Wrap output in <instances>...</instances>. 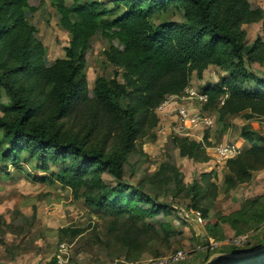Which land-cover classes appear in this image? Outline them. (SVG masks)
Masks as SVG:
<instances>
[{
    "label": "trees",
    "instance_id": "16d2710c",
    "mask_svg": "<svg viewBox=\"0 0 264 264\" xmlns=\"http://www.w3.org/2000/svg\"><path fill=\"white\" fill-rule=\"evenodd\" d=\"M30 1L0 0V89L8 100L0 106V171L8 176L13 166L24 174V164L33 171V182L70 190L93 216L108 221V233L126 226V252L137 249L142 237L167 243L180 236L170 221L172 206L158 202L161 195L186 197L189 208L205 219L208 211L200 202L218 190L210 174L200 175L203 186L195 180L185 184L180 170L163 162L156 173L160 188H151L149 195L141 184L125 182V167L136 142L158 126L159 105L167 96L182 95L192 77L200 80L208 66L224 73L217 84L198 89L207 97L199 110L217 111L222 123L213 142L234 129L228 118L247 113L246 119H264V77L246 68L254 63L264 67V10L249 0H110L112 8L98 1L72 0L66 6L64 0H48L57 26L70 37L64 57L48 63L39 30L31 22L37 11L43 13L45 0H37V6ZM257 22L261 35L247 44L241 26ZM95 39L105 43L101 55L115 71L111 77L96 75L90 89L87 58ZM78 118L87 119V133L63 131L62 120ZM98 124L117 133L116 148L109 150L105 141L89 143ZM238 138L246 146L226 163L224 192L264 168V134L242 126ZM205 142H212L207 132L201 142L175 136L167 140L179 157L196 163L207 162V150L219 144ZM165 157L172 159L170 154ZM222 221L236 235L258 231L264 225V195L245 200ZM207 231L209 238L223 237L217 224ZM80 233L58 229V244H72ZM93 236L97 244L107 245L98 232ZM262 246L264 240L248 249L230 246L219 253ZM209 264H264V249L239 258L220 256Z\"/></svg>",
    "mask_w": 264,
    "mask_h": 264
},
{
    "label": "rangeland",
    "instance_id": "374dc122",
    "mask_svg": "<svg viewBox=\"0 0 264 264\" xmlns=\"http://www.w3.org/2000/svg\"><path fill=\"white\" fill-rule=\"evenodd\" d=\"M66 1L67 6L72 4V0ZM91 1L102 2L107 7L112 8L109 3L110 0ZM249 1L254 6L264 10V0ZM45 2V8L42 9L44 13L41 14L37 11L32 16L31 22L37 26L39 38L46 48L45 60L51 63L64 57L63 50L68 46L70 37L58 28L56 14L50 6V2L48 0ZM29 3L30 5H38L37 0H31ZM162 18L176 19L169 16H162ZM158 21L156 19L155 23ZM241 28L245 32L247 44H251L261 35L259 22L244 24ZM93 48L87 58L88 69L86 71L90 89L93 87L96 75L111 77L115 71L101 55L105 43L95 39ZM246 68L255 76L264 77V67L259 66V64H248ZM222 76L224 73L217 67L208 66L200 80L192 77L190 85L198 90L206 84H217ZM7 103L8 100L0 89V106ZM192 104L196 108H200L196 102ZM202 113L214 118L215 127L213 130L198 127L189 131L190 136H193L191 140L199 142L207 132L208 138H211L212 142H205V145L209 143L212 146L215 143H221L222 139L220 142H213L215 138L219 137L218 132L222 127V123H218L217 111L203 110ZM245 115L226 120L234 126V129L232 128L229 133L230 139L225 140L226 142L236 141L242 126H248L255 132L264 134V119L259 117L246 119ZM159 116V124L171 122L170 117ZM61 124L63 131L71 133L85 134L89 129L87 119L82 118L62 120ZM153 132L154 137H152ZM168 138L159 135L154 129L147 136L139 139L127 160L124 180L133 185L141 184L145 187L146 192L151 195V188H160L156 186L158 183L156 173L163 162L174 164L183 174L185 184L195 180L203 186L204 183L201 181L200 175L210 174L209 180L217 186L218 190L200 202V205L206 207L208 211L202 226L195 224L192 220L186 222L182 219L180 225H176L178 216L174 208H189V200L186 197L171 198L161 195L158 202L172 206L174 213L170 221L174 223V228L180 232V236L169 240L167 243L149 239L148 236L142 237L137 249L131 248L126 252L123 245V240L129 237L125 229L126 226L119 225L116 231L108 233V221L93 216L81 199L72 197L70 190L63 189L59 185L33 182L31 176L34 173L24 164L20 166L24 174H20L16 170L17 168L9 166L8 176L0 171V264H44L50 261L56 252L59 243L57 231L61 228H72L81 232L71 241L72 251L68 264H130L137 260L168 257L177 251H183L187 254L186 261L181 264H207L210 259L212 261L214 258L220 257L219 254L222 253L219 252L228 249L231 246V240L239 236L248 235V243L241 246L242 249L253 247L259 241L264 240V225L258 231L236 235L231 227L222 221L238 211L245 200L264 195V168L251 173V178L247 182L229 192H224L222 183L229 174L226 165L215 166L211 157L204 163H196L181 158L168 145ZM102 141L106 142L109 150L118 145L117 133L108 130L103 124H98L92 131L89 143L94 145ZM207 153L211 156L210 151L207 150ZM169 154L172 159L165 157ZM51 171H55V168L51 167ZM25 174H28L29 177ZM104 178L110 181L107 176ZM214 224L222 228L223 237L220 239L215 240L208 237L207 230ZM97 232L101 239L108 241V246H101L94 241L93 234ZM216 232L219 235L218 230ZM206 257L208 260L204 262Z\"/></svg>",
    "mask_w": 264,
    "mask_h": 264
},
{
    "label": "built area",
    "instance_id": "2783aa9c",
    "mask_svg": "<svg viewBox=\"0 0 264 264\" xmlns=\"http://www.w3.org/2000/svg\"><path fill=\"white\" fill-rule=\"evenodd\" d=\"M227 95H224L220 100V106L224 104V99ZM204 104L207 102V97L199 93V91L193 88L191 85L184 90V93L180 96L170 95L159 105L157 108L158 115L168 116L171 118V122L158 124L156 130L159 135L170 137H180L192 139L189 131L195 130L198 127L205 130H213L215 127V120L212 116L202 113L192 103ZM202 140H199L201 142ZM208 151L211 153V161L215 166H225L229 160L235 159L241 152V146L237 143L224 142L219 143ZM178 219L176 225H180L181 219L183 221L192 220L195 224L202 226L204 218L200 212L185 208H174ZM248 235L239 236L232 239L231 246L240 248L244 244L248 243ZM72 251V244L60 243L57 245L56 252L53 255V260L44 264H68L69 256ZM187 259V254L183 251H177L174 254L152 260H139L130 264H181Z\"/></svg>",
    "mask_w": 264,
    "mask_h": 264
},
{
    "label": "water",
    "instance_id": "95a60500",
    "mask_svg": "<svg viewBox=\"0 0 264 264\" xmlns=\"http://www.w3.org/2000/svg\"><path fill=\"white\" fill-rule=\"evenodd\" d=\"M264 249V246L260 247V248H257V249H254L253 251L251 252H245V253H237V254H219V256H222V257H228V258H239V257H243V256H248V255H252L260 250ZM211 260V259H210ZM209 260V261H210ZM209 261L207 262V264L209 263Z\"/></svg>",
    "mask_w": 264,
    "mask_h": 264
},
{
    "label": "crops",
    "instance_id": "0c3cea01",
    "mask_svg": "<svg viewBox=\"0 0 264 264\" xmlns=\"http://www.w3.org/2000/svg\"><path fill=\"white\" fill-rule=\"evenodd\" d=\"M88 2H92L91 0H87ZM64 2H65V4H66V6H67V1L66 0H64ZM45 5H46V2H45ZM70 6V5H69ZM45 8V7H44ZM43 8V9H44ZM43 11V10H42ZM44 13V12H43ZM42 13V14H43ZM56 22H57V16H56ZM59 28V27H58ZM60 29V28H59ZM228 139H230V137H229V134H226V135H224L223 137H222V142L221 143H224V142H226L225 140H228ZM232 143H237L239 146H241V148L242 147H244L246 144H245V142L244 141H242L241 139H239V138H237L236 139V141H231ZM245 144V145H244ZM209 157H210V155H209Z\"/></svg>",
    "mask_w": 264,
    "mask_h": 264
}]
</instances>
